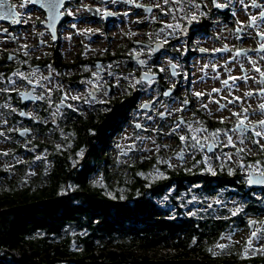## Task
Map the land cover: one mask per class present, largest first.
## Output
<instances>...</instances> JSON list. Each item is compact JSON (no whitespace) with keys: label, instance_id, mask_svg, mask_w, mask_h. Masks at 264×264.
I'll return each instance as SVG.
<instances>
[{"label":"trees","instance_id":"16d2710c","mask_svg":"<svg viewBox=\"0 0 264 264\" xmlns=\"http://www.w3.org/2000/svg\"><path fill=\"white\" fill-rule=\"evenodd\" d=\"M49 53L39 61L45 67L64 72L74 65L63 61L56 43ZM131 89L110 104L107 124L129 120ZM1 93L0 105L8 96ZM12 94L18 102L17 91ZM0 108L14 119L21 118L12 113L14 109ZM157 138V150L128 155L127 161L103 155L100 140L86 155H71L63 148L69 145L66 136L52 139L47 145L50 155L35 162L0 163V183H6L0 186V264L218 262L209 249L214 251L219 244L218 229L230 224L232 211L242 207L235 216L243 220L264 208L209 203L217 198L243 202L253 197L229 174L230 167L205 176L201 155L189 165L174 167L161 145L163 133ZM31 162L36 169L29 174Z\"/></svg>","mask_w":264,"mask_h":264},{"label":"flooded vegetation","instance_id":"af4514ba","mask_svg":"<svg viewBox=\"0 0 264 264\" xmlns=\"http://www.w3.org/2000/svg\"><path fill=\"white\" fill-rule=\"evenodd\" d=\"M11 2L18 3L20 0H11ZM218 2L225 3L227 0H218ZM136 3L152 5L153 9L151 12H148L144 8L136 7ZM67 4L68 6L74 5L76 9H85V6L90 4L96 5L101 10L107 9L119 12L117 16L112 17L107 21L102 14H100L99 17H94L91 12L85 9L86 16L89 19L97 18L106 29L117 23L127 24V33L124 38H119L120 42L114 51H111L110 49L111 36L109 33H107L105 37V47L103 48L102 52L93 57H78L72 66L70 76L65 74V72L68 73L67 70H69V68H67L64 73H62L60 68L53 69L51 67V69H49L44 66L43 62L35 60L33 56H24V50L11 51L0 56V73L3 74V78L6 80L12 76L13 72L17 71L18 69L21 72L26 73L25 75H28L31 79L39 80L38 78L31 77L33 69H37L40 71L43 70L44 73H47L49 76L51 75L55 77V79H57L59 82H64V85L61 86L63 88V92L57 87L58 85L60 86V84L56 82V84L48 87L51 89V92L45 96L44 100H33L27 103H21L19 101L20 105L18 107L20 110L23 107H25L27 110H30V107H33L35 112L29 111L32 115L30 119L20 116V125H18L16 132L13 133V149H15V151L18 153L28 154V150L32 147L31 149L39 150V155L41 153L42 155H50V148H48L47 145L51 142V140L55 138L64 139L67 136L69 138V145L67 142L63 144V148L69 150L71 155H86L87 151H92L94 148H96L94 144H96L98 140L101 141V144L99 145L103 150V155H138V133L145 130V125L138 118L139 115L135 120L132 119V116L130 115L128 121L122 119L121 122L115 126L114 123L109 125L104 120L109 113V103H99V107L105 105V108L91 110L87 113V115L81 113V110H83L84 107H87V105H84V99L79 101H73L71 99L65 100L66 102H64L66 103V106H60L59 103L62 100L63 93L67 91L66 86L68 85H70V87L77 88L78 90H82L83 96H87V98L91 97L94 101H98L100 97L107 96V94L115 91L117 84H119L117 81L125 80L124 77L137 80L140 78L142 72H150L155 74V76L151 79V81H146L144 78L141 79V83L136 85L134 88L135 92L133 93V99L136 97L137 93L142 91L144 82H147L150 84V86H152L154 94L151 95L148 100L152 101V108L150 110L143 111L149 112L154 118L152 130H155V135L163 133L161 127H163L164 124H167L165 129H168L172 132L171 128L182 119L185 122L181 124L183 126L182 131L170 133L176 142L178 140L180 141V144L178 145L179 148H177L180 159H184L187 154H192L194 156L201 155L202 157L200 162L203 166L202 173L207 177L211 176V173L206 171L210 165L215 170L221 166L228 168L230 167V169L234 170L236 174L232 175L236 177V182L242 184L243 189H245L249 195L253 197L251 200H245L243 202L236 200L221 202H217V200H209V203H225L231 205L251 204L256 207L264 208V186L259 185L254 187L246 184L244 182V170H241L239 167L241 156L243 157V161L246 164L253 163L256 160L264 161V153H261L255 145L249 144L247 141H245L247 146L252 149V152L248 154L237 155L232 151L234 148L230 146L224 147L221 145L219 147H215V150L211 152H209L207 148H204L203 151H201L199 149H192L186 146L179 139L180 135L189 134V124L196 128L200 127V123L198 122H202L203 126L208 128L209 132H211L217 128H230L236 123L235 119L224 120V123H220L221 119L212 120L208 118L202 111H198L194 107L192 101L188 97L187 92L183 91V87L188 86L189 57L193 37L209 29L216 18L227 17L231 12V5L229 4V7L226 11H221L213 6L212 0H192L193 5L200 4L201 7L200 9L192 7L191 10L197 13L205 12L207 15L200 17L198 23L194 22L188 28V33L186 36L180 35V33L177 32L176 35L179 36V39L169 37L168 44H164L160 50L152 52L151 50L155 49L156 45L160 46L161 41L165 36V33H160L157 35L163 24L174 23L170 16H164L159 8L154 7L155 3H145L142 0H135L134 3H127L125 0H117L116 3H111L110 0H90L88 3H85L82 0H70L66 3V5ZM185 7L187 8L188 5H185ZM216 12L219 14H216ZM125 13H127V15H125ZM180 15L182 16L183 13H180ZM248 21L249 20H246L244 23H242L244 26L243 32L253 29L252 27L247 26ZM181 23H186V21L181 20ZM137 28L140 29L141 34H136L135 37ZM124 39H126L125 43H123ZM185 47L187 48V51L184 50ZM176 48H179L180 51H176ZM135 52L141 53L139 57L135 55ZM10 55L13 57L11 60L9 59ZM140 60H144L145 64H140ZM23 61H27V64L21 63ZM169 61H171V64L179 65V67L173 69L171 64H169ZM97 65H100V67L98 68ZM160 68H164V71L160 72ZM173 71H175L177 74L173 75ZM56 73H59L60 75H56ZM92 73H97L99 77H102V79L98 80L96 77H93ZM86 80H93L94 83H82V81ZM22 83L24 87L23 89L31 88V85H28L25 81H22ZM97 83L103 84L104 87L100 89L96 88L95 85ZM173 85H175L174 88ZM91 88H94L96 97L89 95L92 91ZM105 89L107 90L106 95L104 94ZM168 89H172V93L169 96H164L163 92ZM20 90H18V92ZM34 91L37 93V95L42 94V89L36 85ZM69 95L71 94L69 93ZM185 100L188 101V104L186 105L182 103ZM107 101L111 102L112 100L108 99ZM142 101L143 100H141V102ZM131 102L132 110L140 107V105L136 107L138 104L137 100ZM68 104H72L74 108L67 107ZM181 108L183 109L182 111H174L175 109ZM168 110H173L172 115L166 114L165 117H161L160 113H166ZM53 113H55V115H53ZM249 113L251 114L252 111L249 110ZM261 118L264 117L256 114L253 118V115H250V119L252 120H258ZM136 121H140L142 123L140 128L136 127ZM131 122L133 123L134 127L131 126L133 128L131 129L130 127V129L127 131L128 135H125L123 131L124 127L127 125V123ZM20 128H30V132L27 133L26 136H19L17 134V130ZM85 134L88 135L84 137ZM98 134H102L103 136L98 137ZM220 139L224 140L225 138L221 136ZM233 139H237L236 134L233 135ZM210 142L211 141H209V143ZM79 143L82 144L79 146ZM240 146L241 145L237 142V147ZM71 149H73L75 152H73ZM80 151H83V154H80ZM205 153L220 156L219 159L214 158L205 160ZM228 153L237 155L239 157L238 161L233 159L231 162L226 161L223 163L222 157ZM33 155L36 154L33 152ZM244 218L242 220V218L230 216V224L226 223V225L219 227V242L228 239L224 243L228 249L223 255L217 256L219 252L220 254L223 252V249L221 250L216 248L214 252L216 253L215 255L218 259V262L209 264H264V254L252 252L251 250L248 253H244V249L247 246L246 242L250 238L251 231L253 230V227L249 225V221L256 220L257 224L254 227L264 228V223H260L261 221H264V209L259 210L256 214H251L250 216L248 215ZM240 232H242V236L238 240L236 239V235ZM253 243L258 247L260 244H264V240L259 242L254 240Z\"/></svg>","mask_w":264,"mask_h":264},{"label":"snow or ice","instance_id":"6c2138e0","mask_svg":"<svg viewBox=\"0 0 264 264\" xmlns=\"http://www.w3.org/2000/svg\"><path fill=\"white\" fill-rule=\"evenodd\" d=\"M111 3H116L117 0H110ZM127 3H134L135 0H125ZM213 6L216 7L217 9H225L229 7V4L232 2V0H227L225 3H220L218 0H212ZM239 2L244 5V7L247 9L249 7L248 4H245V0H239ZM41 3V0H20V2L17 3H11L10 0H0V20H9L11 21L12 24H21V23H27L30 19V16H27L25 13L18 11L17 9H27L29 4H37ZM65 0H44L42 3V7H46L49 10V16L47 18V21H41V23H47L48 27L52 30V40L55 41L57 39L56 36V30H55V24L56 21L64 16L65 14L68 16H73L74 13L70 8H64ZM185 5H188L186 8ZM253 8L260 9L258 15H250L249 21L247 26L254 28L255 31V36L259 37L261 40H264V4H260L257 2V0H252V3L250 5ZM88 7V6H85ZM136 7L138 8H146L147 11H151L152 7L151 6H146L144 4H136ZM154 7L159 8L161 13L164 16H170L172 21L174 23H164L163 26L160 28L159 32L157 35L160 33H165V36L163 40L161 41L160 47H162L164 44L169 43V37H174L176 39H179V36L176 35L177 32L180 33V35L186 36L188 33V28L195 22L198 23L200 17L206 16L207 14L205 12H194L192 11V7L196 9H200V4H192V0H157V2L154 4ZM61 8H64V11H60ZM97 14H102L103 16H110V15H115V13L107 11V9L101 10V9H96L95 10ZM180 13H183L181 16ZM127 15V13H125ZM181 20L186 21V23H181ZM242 25V22H238ZM73 29H76V24L73 23L72 25ZM244 26L242 25L241 27L237 28V32H243ZM167 30V31H166ZM94 31L98 30H93V29H84L82 32L77 29V34H88L92 33ZM0 33H8V28H3L0 27ZM39 36H43L44 33L40 32L38 33ZM251 35V34H249ZM242 38V37H241ZM12 39L16 40L17 37L15 35H12ZM71 39V37H69ZM41 43H45L43 40ZM22 48L24 49L23 55L24 56H29L30 55V50L29 46L27 44L22 45ZM176 51H180L179 48L175 49ZM187 51V48L185 47L184 49ZM227 46L222 49H215L214 51H227ZM152 52L157 51V49H152ZM200 52H207L208 49L206 48H199ZM249 51H255V52H264V43H259V47L256 49H238L235 53V57L238 56H245L249 62L252 64L253 70L259 74V77L261 79L256 80V77H249L247 75L243 77H235V76H230V79L232 81L236 80H243L244 82H247V80L252 79L254 82L264 85V68L258 66L257 61L253 60L250 56H248ZM141 53L140 52H135V55L139 57ZM9 59H13V57L10 55ZM261 60H264V56L261 57ZM23 64H27V61L21 62ZM140 64H145L144 60L139 61ZM169 64H171V61H169ZM49 69H51V65L48 66ZM99 68L100 65H97ZM110 67V66H109ZM171 67L173 69L179 67L177 64H171ZM205 67H207L205 65ZM243 68V65H241ZM88 70V69H86ZM37 69H33L32 75L35 74ZM160 72L164 71V68L159 69ZM173 75H176L177 73L173 71ZM56 75H60L59 73H56ZM93 77H96L98 80L102 79V77H99L97 73H92ZM131 75V74H130ZM150 75H153L150 72H146L144 74V79H148ZM12 76L17 77L18 79L25 81L28 85H32L33 83L36 84L37 87H40L42 89V94L41 95H36L32 96V99L35 100H44L45 96L50 94L51 89L46 86L45 83H42L41 81H45L47 83H51V75L50 76H43L41 74V79L39 80H33L31 79L28 75H25V73L21 72L19 69L15 72L12 73ZM3 77V74H0V78ZM124 79H128V77H124ZM8 83L12 85L17 84V80L12 79L9 77ZM88 83V84H93V80H86L82 81V83ZM141 80L137 79L135 80V83L130 84L129 87L135 88L136 85L140 84ZM226 87H231L229 85V80H224L222 82ZM96 88L100 89L103 88V84L97 83ZM118 86V84H117ZM60 88V90L63 92V88L61 86H57ZM175 85H173V88ZM0 91H9V89L3 88L0 89ZM220 89H213V92H220ZM171 93V89L168 91L163 92L164 96H169ZM104 94H107V90L105 89ZM22 97H28L29 93L23 92L20 93ZM89 95H93L94 93H90ZM197 97H200L204 95L203 93H195ZM245 96L247 97H253V96H260L262 99H264V87H260L256 92L253 91H248L245 93ZM71 99L73 101H79L81 99H84L86 102L88 101L87 96L82 97L79 94L76 95H69L68 92L63 93V97L61 102L63 103L65 100ZM50 100V96H49ZM240 97H235L233 100H229L228 103L235 104L237 101H240ZM96 102L99 103H109L107 100H98ZM216 103H219V101H215ZM183 104H188V101L185 100L182 102ZM227 105H220V109L223 110ZM0 107H10L8 104L5 105H0ZM67 107L69 108H74L72 104H68ZM143 108H148L149 104H144L142 105ZM203 107L207 108V105H203ZM76 110V109H74ZM110 110V109H109ZM183 109H175L174 111H182ZM173 110H168L166 113L161 112L160 115L163 117L166 114L167 115H172ZM253 114H258L262 117H264V102L260 103L258 105V109H253L252 113H249L248 108H243L241 109V112H233L232 116L235 117L236 123L230 127V128H225V129H215L211 132H209V129L203 126L202 122L200 123V127H192L191 124L188 125V133L186 135H180L179 139L181 142H183L186 146L192 148V149H199L203 151L204 148H207L209 152L213 151L214 147H219L223 145L224 147H232L236 150V154H248L252 152V149L247 146L245 141H247L249 144L255 145L261 153H264V118L258 119V120H252L250 119V115ZM20 115H26V113L21 112ZM55 115V113H53ZM185 123L182 119L176 123L173 128L172 132L176 133L178 129H180L181 124ZM220 123H224V119L220 120ZM137 127H140V125H137ZM27 131V130H25ZM250 133V135H249ZM236 134L237 139H233V135ZM0 135H3V133H0ZM223 136L225 139L221 140L220 137ZM209 141H211L209 143ZM237 142L241 145L240 147H237ZM167 147V146H165ZM7 155V153H4ZM82 154V153H81ZM229 160L232 159V154L228 153L225 154ZM39 159V157H37ZM205 160L209 159L208 156H205ZM219 159V157H217ZM241 170H244V175H245V180L244 182L248 185H261L264 186V161L262 160H256L253 163H244L243 157L241 156V162L239 165ZM223 166H221V169ZM207 172L211 173L212 175H216L217 171L209 166L206 169ZM229 174H235L234 170L229 169ZM143 175V173H141ZM163 176V174H160ZM111 195V194H110ZM113 199L116 197L113 196ZM219 202V201H217ZM242 207H236L235 210L232 211V215H237L242 211ZM260 223H264V221H261ZM257 224L256 220H250L249 225L253 227V230L251 231V236L246 242V247L244 249V253H248L250 250L252 252H259L261 254H264V244H260L258 247L254 245L253 241H262L264 240V228H255L254 226ZM193 243L195 244V240H193ZM216 248L218 249H224L225 245L224 244H217ZM210 252H213L215 255L216 253L212 250L209 249Z\"/></svg>","mask_w":264,"mask_h":264},{"label":"built area","instance_id":"2783aa9c","mask_svg":"<svg viewBox=\"0 0 264 264\" xmlns=\"http://www.w3.org/2000/svg\"><path fill=\"white\" fill-rule=\"evenodd\" d=\"M82 1L85 3L90 2V0ZM142 1L145 3L157 2V0ZM257 1L260 4H264V0ZM251 3L252 0H245V4L249 5L246 9L239 0H232L230 3L231 12L227 17L216 18L209 29L193 37L189 57L188 86H184L183 91L187 92L194 107L212 120H234L235 117L232 116L233 112H241L242 107L252 111L253 109H257L260 103L264 102V99L260 96L250 98L245 96L246 92H256L260 87H264V85H260L252 79L247 80V82L243 80H236L234 82L230 79V76L243 77L245 75L256 77V80L261 79L245 56L241 55L233 59L237 49H256L259 47V43H264V40L255 36L256 30L254 28L243 32V34L237 32V28L241 27V24L238 22L244 23L246 20H249L250 15H258L260 11V9L251 7ZM18 11L30 16V19L27 23H21L18 26H13L7 21H0V27L8 28V33H0V52L4 51L3 53H8L19 50L20 48L22 49V45L27 44L31 51L36 54H33V56L38 59L44 58L45 53L41 51L40 55H38L39 50L36 49V46L40 48L39 44H41L42 40L50 48L54 45L50 30L41 23V21L46 19L45 13L42 12L41 14L39 8L32 5L28 6L27 9H18ZM40 17L42 19H39ZM74 20L73 18L65 19L59 27L57 43L60 45L61 53L64 56L69 54L72 57V55L79 53L81 48L88 45L90 48L96 50L104 48L107 33L111 36L110 49L112 50L119 38H124L127 33V24L125 23H117L106 29L98 20L80 19L79 21L75 20V22ZM73 23L76 24V29L72 28L71 25ZM91 25H95V28L98 27V31H95L98 32V35L88 39L84 44L75 40V37L79 36L77 29L82 32L84 29H89ZM136 31L138 34H141L140 29L137 28ZM40 32H43L44 35L39 36L38 33ZM12 35H15L17 39L13 40ZM88 36L90 35H87V38ZM225 46H227V51H214L215 49L225 48ZM199 48H206L208 51L200 52ZM248 56L256 60L258 66L264 68V60H261L264 52L250 51ZM70 58L67 59L68 62L73 57ZM241 65H243V68ZM226 79L229 80L231 87H226L222 83ZM213 89H220L221 91L213 92ZM197 92L204 95L197 97L195 95ZM235 97H240L241 100L235 104L228 103L229 100H233ZM215 101H219V103ZM203 105H207V108L203 107ZM220 105L227 106L221 110ZM255 115L253 114V118Z\"/></svg>","mask_w":264,"mask_h":264},{"label":"rangeland","instance_id":"374dc122","mask_svg":"<svg viewBox=\"0 0 264 264\" xmlns=\"http://www.w3.org/2000/svg\"><path fill=\"white\" fill-rule=\"evenodd\" d=\"M16 1H18V0H16ZM28 6H30V4ZM67 6L68 5H66L64 8H67ZM39 11L42 14L41 8H39ZM40 13H39V15L41 16ZM73 13L76 16L87 17L84 8L83 9L82 8L76 9L73 11ZM216 14H219V13L216 12ZM39 19H42V17H40ZM76 21H79V20L76 19ZM74 22H75V20H74ZM39 23H40V21H39ZM85 23H87V22H85ZM97 25L99 26V24H97ZM89 29L98 30V27L95 28V25H91L89 27ZM136 34H138L137 31L135 32V37H136ZM87 35H90V36H88V38H87ZM96 35H98V32H95V31L92 33H88V34H79V36L75 37V40H78L79 42L84 44L86 41H88V39L94 38V36H96ZM125 40L126 39H124L123 43H125ZM119 42H120L119 40L116 42V44L113 46L111 51H114V49H116ZM39 46H40V48H38L36 46V49L39 50L38 55H40V52L42 51L43 53H45L44 58H42V59L36 58L35 56H33V54H35V52L31 51V49L29 48L30 55L33 56L35 58V60H37V61H45L49 57L48 53H49L51 48L48 46L47 43H44V44L41 43V44H39ZM88 46H84L83 48H81L79 53L72 55L73 58L71 57V55L65 53L66 56L62 55L63 61L68 62L67 59H69L71 57L72 59L70 58L71 60L68 63H75L76 60L78 59V57H80V56H82L84 58L93 57L95 55L100 54L103 50V48L100 50H96V49H92V48H90V46L89 47ZM58 47H59V50L61 52L60 45H58ZM23 50H24L23 48L22 49L20 48L19 50H15V51H23ZM3 52H0V56H2L4 54ZM48 66H47V68H49ZM67 71H68V73L65 72V74L67 76H70L71 71H72V67H70L69 70H67ZM62 73H64V72L62 71ZM41 74H43V76H49L47 73H44L43 70H41V71L37 70L35 72V74L32 75L31 77L41 79ZM10 77L12 79L17 80V84L12 85V84L8 83L7 81L9 78L7 80L4 78H1V81L5 80V82H2V83L0 82V89H3L5 87H6V89H9V91H6L8 93V96H7L6 100L2 102V105L8 104L10 106V107H5V108H7V112L9 109H14L12 111V113L14 111L19 113V111H20V109L18 107L20 105L19 100H18V102L14 101V99L12 97V95H13L12 93L14 91H17V94H18L19 93L18 90L23 89L24 87H23L22 80L18 79L17 77H14V76H10ZM41 82L45 83L47 87H51L52 85L56 84V82L58 84H60V86L64 85L63 81L59 82L53 76H51V83L50 84L45 82V81H41ZM115 82H116V80H115ZM117 82H119V84L116 87L115 91H112L111 93L107 94V96H103V97H100V99H98V100H108V99L112 100L111 102H109V109L111 108L110 104H112V102L115 101L117 97H120L121 94L127 92L130 84L135 83V79L128 78L127 80L126 79L125 80H119ZM66 88H67L66 92L70 93L71 95H76L79 93L82 97H85V96H83L82 90H78L77 88L70 87V85L66 86ZM134 92H135L134 88H132L130 90V97H131V101L137 100L138 104L136 105V107L138 105L141 106V104H140L141 100L148 101L149 98L151 97V95L154 94V90H153L152 86H150V84L147 82H144V86L142 87V91L140 93H137L136 97L133 99V93ZM2 95L3 94L0 91V101L2 99ZM88 101L89 102H86V101L84 102V105H87V107H84V109L81 110V113H83L85 115H87V113L91 110L98 109V108H105V105H102L101 107H99L100 106L99 102L94 101L91 97H88ZM140 108L141 107L134 109V110H132V108H130L129 114L132 116V119H134V120L137 119V117L139 115V117H138L139 120L145 125V130L138 133V139H139V151H138L139 153H138V155H143V154H147V153H152L153 151L157 150L160 145L158 143L157 135H155V130H152L154 118L150 115L149 112H145V111L141 110ZM28 111L35 112V109L33 107H30V110H28ZM19 121H20V118L14 119V118H12V116L10 114L7 115V114H5V112H2L0 110V133H3V135H0V163H8V164L14 165L16 162H24V164H28V163H30V161L35 162V161H37V160H39L45 156V155H42V153L39 155L38 154L39 150L38 149H31L32 147L28 150V154L18 153L17 151H15V149H13V146H14V141H13L14 134L13 133L16 132L18 125H20ZM158 125H160V124H158ZM131 126L134 127L132 122L127 123V125L124 127L123 131H124L125 135H128L127 131L130 129ZM166 126H167V124H164V126L161 127V130L163 132V138L161 141V145L163 147L164 152L167 155H169L170 163L174 167H178V166L182 165L183 162H184V164L187 163L189 165L191 163V161L193 160L194 155H192V154L188 155L187 154L184 159H180L179 151L177 149V148H179L178 145L180 144V141L178 140L176 142L172 138V136L170 134L172 132L169 131L168 129H165ZM133 127H131V129ZM182 128H183V126L181 125L180 129H178L177 132L178 131L181 132ZM165 146H167V147H165ZM232 151L236 154L234 149ZM33 152L36 155H33ZM4 153H7V155H5ZM81 153L83 154V151H80V154ZM205 156H208L209 159H214V158L219 157L220 155H211V154L205 153L204 157ZM37 157H39V159H37ZM226 157H227L226 155H224L222 157L224 159V160L222 159L223 163L226 161L231 162L233 159H236L238 161V158H239L237 155H232L231 160L227 159ZM115 159H119L120 161H127L130 159V156H128V155L127 156L126 155L125 156L124 155H115ZM14 160H17V161L13 162ZM11 162H13V163H11ZM35 169L36 168L34 167V164L32 162H31V164L27 165V170L29 171V174L32 172V170L34 171ZM0 186L4 187V186H6V183L2 182V183H0ZM216 200L221 202L220 198H217ZM236 236H237L236 239L239 240L242 236V232H240ZM226 240H228V239H225L224 241L219 242V244H224ZM215 250H216V248H215Z\"/></svg>","mask_w":264,"mask_h":264},{"label":"water","instance_id":"95a60500","mask_svg":"<svg viewBox=\"0 0 264 264\" xmlns=\"http://www.w3.org/2000/svg\"><path fill=\"white\" fill-rule=\"evenodd\" d=\"M70 0H65V4H64V7H65V5H66V3L67 2H69ZM10 2H11V0H10ZM44 2V0H41V3H37V4H34L35 6H38V7H40L45 13H46V20H44V21H47V18H48V16H49V10H48V8H46V7H42V3ZM258 3H260L259 1H257ZM12 3V2H11ZM136 4H140V3H136ZM33 5V4H32ZM86 6H88V7H85V9L87 10V11H89V12H91L92 13V15L94 16V17H99L100 16V14H97L96 13V9H98V7L96 6V5H86ZM146 6H151L152 7V9H153V6L152 5H146ZM145 10H146V8H144ZM219 10H221V11H226L227 10V8H225V9H219ZM60 11H64V8H61L60 9ZM107 11H109V12H112V13H115V15H110V16H104V18H105V20H110L112 17H115V16H117L118 14H119V12H115V11H112V10H107ZM147 11V10H146ZM152 11V10H151ZM151 11H148V12H151ZM65 17H66V14L64 15V16H62V17H60L57 21H56V24H55V30H56V36H57V38H58V27H59V25L63 22V20L65 19ZM4 21H8V22H11V21H9V20H4ZM47 27H48V24L47 23H44ZM16 25H18V24H16ZM49 28V27H48ZM49 30H50V32L52 33V30L49 28ZM241 33V32H240ZM57 40V39H56ZM55 40V41H56ZM54 41V42H55ZM160 46L159 45H156V48L155 49H157V51L158 50H160ZM241 49H250V48H241ZM146 72H142V74H141V76H140V80L142 79V78H144V74H145ZM153 74V73H152ZM155 76V74H153V75H150L149 77H148V79H145L146 81H151V79L153 78ZM35 83H33L32 85H31V88H29V89H22V90H20L19 91V101L21 102V103H27V102H30V101H39V100H35V99H32L31 97L32 96H36L37 95V93L34 91V89H35ZM91 93H94V96L93 97H96V94H95V90H94V88H91ZM169 90V89H168ZM168 90H166V91H168ZM172 89H171V93H172ZM23 92H27V93H29V96L28 97H22L21 95H20V93H23ZM170 93V94H171ZM66 102V101H65ZM65 102H60L59 103V105L60 106H66V103ZM149 104V107L148 108H143L142 107V105H144V104ZM141 109L142 110H150L151 108H152V101H143L142 103H141ZM21 112H24V113H26V115H20V113ZM19 116H21V117H23V118H27V119H30L31 118V113L25 108V107H23L20 111H19ZM166 116V115H165ZM165 116H163V117H165ZM162 117V116H161ZM135 125H136V127H137V125H140V127L142 126V123L140 122V121H136L135 122ZM140 127H137V128H140ZM25 130H27V131H25ZM30 132V128H20V129H18L17 130V134L19 135V136H26L27 135V133H29ZM213 150H215V147L213 148ZM249 186H254V187H257V186H259V185H249Z\"/></svg>","mask_w":264,"mask_h":264}]
</instances>
